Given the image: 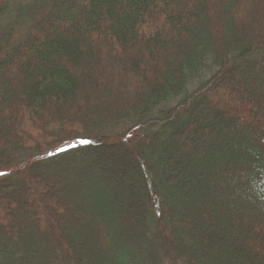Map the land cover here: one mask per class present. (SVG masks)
I'll return each instance as SVG.
<instances>
[{"label": "trees", "instance_id": "obj_1", "mask_svg": "<svg viewBox=\"0 0 264 264\" xmlns=\"http://www.w3.org/2000/svg\"><path fill=\"white\" fill-rule=\"evenodd\" d=\"M178 263L264 264V0H0V264Z\"/></svg>", "mask_w": 264, "mask_h": 264}, {"label": "rangeland", "instance_id": "obj_2", "mask_svg": "<svg viewBox=\"0 0 264 264\" xmlns=\"http://www.w3.org/2000/svg\"><path fill=\"white\" fill-rule=\"evenodd\" d=\"M230 101V99H228ZM178 264H181V263H178Z\"/></svg>", "mask_w": 264, "mask_h": 264}]
</instances>
